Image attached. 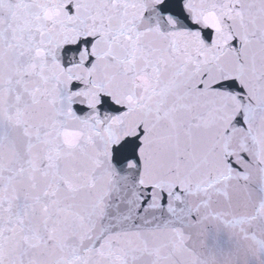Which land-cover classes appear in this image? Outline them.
Here are the masks:
<instances>
[{
    "label": "snow or ice",
    "instance_id": "1",
    "mask_svg": "<svg viewBox=\"0 0 264 264\" xmlns=\"http://www.w3.org/2000/svg\"><path fill=\"white\" fill-rule=\"evenodd\" d=\"M0 264H264V0H0Z\"/></svg>",
    "mask_w": 264,
    "mask_h": 264
}]
</instances>
